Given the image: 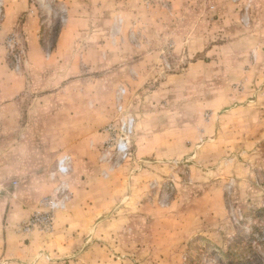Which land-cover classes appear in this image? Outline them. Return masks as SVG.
Wrapping results in <instances>:
<instances>
[{
  "label": "rangeland",
  "instance_id": "rangeland-1",
  "mask_svg": "<svg viewBox=\"0 0 264 264\" xmlns=\"http://www.w3.org/2000/svg\"><path fill=\"white\" fill-rule=\"evenodd\" d=\"M0 63V264H264V0H0Z\"/></svg>",
  "mask_w": 264,
  "mask_h": 264
},
{
  "label": "built area",
  "instance_id": "built-area-1",
  "mask_svg": "<svg viewBox=\"0 0 264 264\" xmlns=\"http://www.w3.org/2000/svg\"><path fill=\"white\" fill-rule=\"evenodd\" d=\"M125 89L121 86L116 93V109L119 112L117 122L110 124L108 130L112 135L109 141H112L111 149L115 152L118 160H126L130 155V137L134 130L135 118L131 113H123V95ZM72 158L69 154H62L57 160L56 172L60 176L67 175L71 170ZM67 188L66 184H61L56 190L54 196L46 199L50 211L56 208H63L65 206V199L67 194L65 192ZM52 217L49 214L36 215L32 219L31 225L37 222L45 221L51 222Z\"/></svg>",
  "mask_w": 264,
  "mask_h": 264
},
{
  "label": "crops",
  "instance_id": "crops-1",
  "mask_svg": "<svg viewBox=\"0 0 264 264\" xmlns=\"http://www.w3.org/2000/svg\"><path fill=\"white\" fill-rule=\"evenodd\" d=\"M26 25H27V22H26L25 24H23L22 27H25ZM18 31L21 32V30H18ZM23 34L26 36L27 39H34V37H31V36L28 34L27 30H25ZM23 34H21L22 37H23ZM26 34H27V35H26ZM27 53L29 54V53H30V50H29ZM2 63H3V62H2ZM0 66H1V67H4V64L1 65V63H0ZM87 180H88V179H86L85 181H87ZM84 184L88 185V182H87V183L84 182Z\"/></svg>",
  "mask_w": 264,
  "mask_h": 264
}]
</instances>
